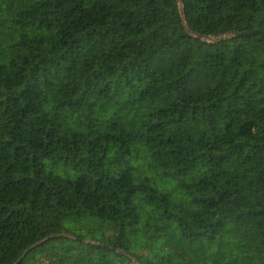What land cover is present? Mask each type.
I'll return each mask as SVG.
<instances>
[{"label": "trees", "instance_id": "16d2710c", "mask_svg": "<svg viewBox=\"0 0 264 264\" xmlns=\"http://www.w3.org/2000/svg\"><path fill=\"white\" fill-rule=\"evenodd\" d=\"M260 28L264 0H0V264H264Z\"/></svg>", "mask_w": 264, "mask_h": 264}, {"label": "water", "instance_id": "95a60500", "mask_svg": "<svg viewBox=\"0 0 264 264\" xmlns=\"http://www.w3.org/2000/svg\"><path fill=\"white\" fill-rule=\"evenodd\" d=\"M253 34H264V28L248 30L243 33V35H253ZM226 37L227 35H222L219 39L222 40L225 39Z\"/></svg>", "mask_w": 264, "mask_h": 264}, {"label": "rangeland", "instance_id": "374dc122", "mask_svg": "<svg viewBox=\"0 0 264 264\" xmlns=\"http://www.w3.org/2000/svg\"><path fill=\"white\" fill-rule=\"evenodd\" d=\"M67 236H69V235H67ZM133 262H134V264H137V262H136V260H135V259H133Z\"/></svg>", "mask_w": 264, "mask_h": 264}]
</instances>
